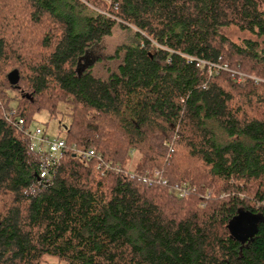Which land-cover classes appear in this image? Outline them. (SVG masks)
<instances>
[{
	"label": "trees",
	"instance_id": "trees-1",
	"mask_svg": "<svg viewBox=\"0 0 264 264\" xmlns=\"http://www.w3.org/2000/svg\"><path fill=\"white\" fill-rule=\"evenodd\" d=\"M117 28L116 72L77 73ZM262 44L264 0H0V264H264ZM59 104L65 149L39 179L25 129Z\"/></svg>",
	"mask_w": 264,
	"mask_h": 264
},
{
	"label": "rangeland",
	"instance_id": "rangeland-1",
	"mask_svg": "<svg viewBox=\"0 0 264 264\" xmlns=\"http://www.w3.org/2000/svg\"><path fill=\"white\" fill-rule=\"evenodd\" d=\"M224 34L233 42L239 43L240 41L248 38V35L238 32L236 29H228L224 31ZM126 33L121 31L119 28L115 29L110 37H106L101 43L93 46L88 54L81 57L76 66V72L79 73L81 70L91 67V73L100 79H106L109 74L116 72L118 65L121 62L122 54H119L117 58L111 59L113 57L115 49L127 41ZM261 49L264 50V44L261 45ZM83 67V68H82ZM59 113L54 117H49V115L41 111L36 113L30 123L29 129L34 131L35 129H40L49 139L55 138L58 133L60 137H64L65 129L69 126L70 117L67 114V110L63 104H59ZM133 162L139 159V155L133 156ZM132 168V165H131ZM130 168V169H131ZM260 218H254L250 223L251 227L242 230L244 236L249 237L252 233V228L255 226L256 221ZM47 264H56L55 260H49Z\"/></svg>",
	"mask_w": 264,
	"mask_h": 264
},
{
	"label": "built area",
	"instance_id": "built-area-1",
	"mask_svg": "<svg viewBox=\"0 0 264 264\" xmlns=\"http://www.w3.org/2000/svg\"><path fill=\"white\" fill-rule=\"evenodd\" d=\"M192 60L195 61V64L197 67H206V72L209 75H212L213 73H217L219 71H225L229 72L231 74L232 80H234L236 83H241L244 80H252L254 82H260V80L256 79L255 77L240 73L231 71L227 64H213V63H207L205 61L199 60V59H191L187 57V61L191 62ZM14 115V111H10L6 114V117L8 120H10ZM17 125L22 127L24 126L23 120H18ZM60 133V132H59ZM53 138L49 139L44 132H42L40 129H35L34 131H31L29 128L25 129V134L27 135L29 139V150L34 153L39 161V179H46L49 177L50 173L53 172L54 168L59 163L61 157L63 156V151L65 149V143L62 137H60L59 134ZM80 156V159L83 161H89L92 159L95 154L93 151H87V152H77ZM98 161V167L102 169V173L105 171H113L116 174L121 173V170L119 166H110L109 164L104 163L101 161L99 157L96 158ZM124 177L127 176V174L123 173ZM147 185H152L154 183H162L163 185L166 184L164 180L161 178V174L159 171H153L151 177L145 178L143 180ZM178 190V196L179 197H186L188 196L189 190L187 188L185 189H176Z\"/></svg>",
	"mask_w": 264,
	"mask_h": 264
},
{
	"label": "water",
	"instance_id": "water-1",
	"mask_svg": "<svg viewBox=\"0 0 264 264\" xmlns=\"http://www.w3.org/2000/svg\"><path fill=\"white\" fill-rule=\"evenodd\" d=\"M83 68V67H82ZM8 81L11 85H16L17 82H18V74L16 71H13L11 72L9 75H8ZM244 218H240L244 221H247V218L245 216H243ZM247 224H248V221H247ZM234 235V234H233Z\"/></svg>",
	"mask_w": 264,
	"mask_h": 264
}]
</instances>
